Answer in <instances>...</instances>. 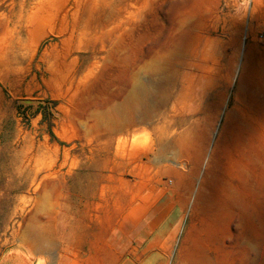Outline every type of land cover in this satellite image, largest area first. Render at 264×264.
Segmentation results:
<instances>
[{
	"label": "rangeland",
	"instance_id": "374dc122",
	"mask_svg": "<svg viewBox=\"0 0 264 264\" xmlns=\"http://www.w3.org/2000/svg\"><path fill=\"white\" fill-rule=\"evenodd\" d=\"M252 1L249 12L246 0H0V264L68 208H91L97 223L88 230L98 239L112 231L113 246L138 248L144 264L264 261V0ZM172 46L192 66L177 68L157 121L130 136L125 153H141L139 177H122L123 188L100 182L108 164L95 152L109 142L129 72L144 81L145 56ZM178 94L198 114L186 140V125L170 126ZM168 143L170 161L187 163L181 186L155 163ZM241 165L254 180L252 228L244 218L217 225L202 196L214 198ZM196 187L202 195L189 204Z\"/></svg>",
	"mask_w": 264,
	"mask_h": 264
},
{
	"label": "bare ground",
	"instance_id": "6f19581e",
	"mask_svg": "<svg viewBox=\"0 0 264 264\" xmlns=\"http://www.w3.org/2000/svg\"><path fill=\"white\" fill-rule=\"evenodd\" d=\"M246 1H247L246 7L248 6L247 5L248 3H250V2L253 3L254 2L252 0H246ZM257 5H259V4H257ZM249 12H251V7L249 8ZM247 32H248V30H247ZM197 36H198V34H197ZM180 39H181V37H180ZM194 42H195V40H194ZM192 43H193V41H192ZM180 44H183V46H185L184 43H181L180 42ZM193 44H196V42L193 43ZM159 46H161V45H159ZM178 46H180V45L178 44ZM174 47H175V45H174ZM174 47H173V49L171 47H169L171 49L168 48L169 50L166 49L167 51L164 48L165 51H163L158 56L153 57V58H152V56H149V55L145 56V58H148V60H150L151 62L149 64L145 60L147 62L146 64H149V65H147L145 67V72L147 74V78H144L143 77L145 80L144 79H143L144 81L141 80L142 83H141L140 80L139 81L137 80V79H139V77L141 76V74L138 77L137 76L138 73L134 74V73L128 71L129 74L127 76L128 79L126 81V82H128V84L126 85V92H125L124 100H123V102L119 106H116L118 108L115 107L116 108V111L115 112L117 113V115L115 113H114V115L118 116L119 119L117 117L115 118V116L113 115L114 118L110 122V124H111L110 125L111 131L109 130V133L110 134H107L108 137H109V139H108L109 142L104 147L99 148L95 152L98 155H99V153H102L103 154V157H105L106 162L108 164V165L107 164L106 165L108 166L107 168H108V171H109V176L108 177L100 176V179H99L100 182L107 180L109 182L116 183V184H118L119 186H121L123 188V186L126 183H125V181L123 180L122 177H129V176L139 177L140 174L137 173V172H139L138 171L139 170V166L137 165V163L142 158L141 157V153H137L138 151H135L134 150L136 152V154L133 155V157L127 156V154L125 153V152H128L129 153V151H126V149H127L128 144L130 143V136L133 133H135L136 131H139V129L141 130L145 125H148L147 123H149V122L152 123L153 122V119L157 121L156 118L158 117V115H160L159 113L164 108H166V105H167L166 103H167V101L169 99L168 98L169 93L171 92V90H173V87H175V77H176V74H177V71H178L177 68H180V67L181 68H183V67H191L192 66L190 63H187L188 60L185 61V53H184V51H182L181 47H180V49L179 48L176 49ZM192 48H194V47H192ZM192 48H190V50ZM155 53H156V49H155ZM189 54L191 55V52H189ZM194 55H195V53H194ZM191 56H193V55H191ZM189 60H191V59H189ZM143 69H144V65H143ZM138 71H139V69H138ZM140 78H142V77H140ZM134 79L137 82H135ZM186 89H188V86H187ZM181 105H182V107H179ZM177 107H179V108H177ZM243 111H245V113H246V110H243ZM172 114H173L172 119L174 120V122H172L171 121V118H170V126H173V123H175V125H178L177 127L182 126V125H186L187 126L186 130L180 135V140L183 139V138H185V140H186V138L190 135V133L192 132V130L193 131L195 130V129H193V123H190V118L198 115L197 114V110L193 106H187V105L185 106L184 105V98L180 94H178L177 97H176L175 107L172 108ZM261 114H263V113H261ZM254 115H255V113H254ZM114 119H116V120L114 121ZM117 119H118V121H117ZM243 119L246 121V124L249 125V128L250 127L252 129L255 128L253 121L250 122L249 119L248 120L245 119V118H243ZM109 121H110V119H109ZM195 122H197V120ZM198 126H197V128H198ZM251 128H250V130H251ZM143 131L144 130L142 129V132ZM201 132H203V131H201ZM116 134H117V137H115ZM171 134H172V132H171ZM246 134H248V133H246ZM214 135H215V132H214ZM161 137H162V135H161ZM249 137H251V134L249 135ZM166 138H168V137H166ZM166 138L165 137H162L160 142H163L164 140L166 142ZM174 138L176 140V137H174ZM198 138H199V136H198ZM200 139H199V141H200ZM172 140H174V139H172ZM167 142H168V140H167ZM252 144H250V145H252ZM173 145L174 144H172V143H168V144H166L164 146H161V144H160L161 147L159 148V150L156 153H154L155 163L157 165H159V166L162 165L161 166V169L159 171V175L160 176L166 175V176H168L171 179H172V177H174V179L177 181V184L179 185L180 184V181H178V180H184L185 179V173L187 172L188 168H187V163L184 162V161H180L178 159V157H177L178 160L173 161L171 159L172 162L170 161V156H173V155L175 156V154H172L171 155V153H172L171 151H172ZM258 145H259V143H258ZM263 146H264V144H263ZM179 147H181V146H179ZM246 147H247V145H246ZM157 148H158V146H157ZM249 148H251V146ZM262 148H264V147H262ZM252 149L253 148H251V150L249 149L250 152L252 151ZM250 152L248 154H250ZM131 153H132V151H131ZM131 153H129V154H131ZM210 153L211 152L208 149L207 152H206L204 161H202V169L203 170H205L208 167V164H209V161H210ZM252 153H254V152L252 151ZM230 156H231V154H230ZM186 157H187V154H186ZM183 158H185V156H183ZM245 159H247V158H245ZM182 160H184V159H182ZM169 161H170V163H168ZM241 162H242V160H241ZM244 162L247 163V161H244ZM244 162H243V164H244ZM248 162H249V160H248ZM166 163L170 164L171 166L170 165H167ZM236 163H237V161H236ZM195 165H196V163H195ZM219 166H221V165H219ZM248 166H250V165H248ZM232 168H233V166H232ZM189 169H191V168H189ZM219 172H221V171H219ZM193 174H195V173H193ZM224 174H226V173H224ZM227 174H228V176H227L228 178L225 177L226 180H224V178L221 177L222 178L220 180L221 181V184L220 185H217L218 186V190H215L217 192H216V196L214 198L210 197L211 195L210 196H207V194L205 195L203 193L204 195L202 196V201H203V204H204V208L207 211L206 213L209 215V217L212 218L213 222L215 224H217V225H222V224L228 225L230 223V221L232 220V218H235L237 222H239V220H241V219L244 218L245 221H247L248 224H249L248 227L249 228H252V224H253L252 223V217H253V207H254L253 205H255V204H253V198H254L253 197V193H254L253 191H255L254 190L255 187H254L253 177H252V175H250V171L249 170H245L242 165H241V169H238L237 172L234 173L230 169V170H228ZM187 177H189V176L187 175ZM219 177L220 176H218V178ZM190 179H187L186 180L187 181L186 182L187 183L186 188H188V189L183 188L186 191L190 189L189 188V184L191 185V180H192V179L191 180ZM176 181H175V184H176ZM201 181H202V179L200 177H196V182H198L199 184H201ZM181 183H183V182H181ZM179 186H181V185H179ZM214 188H216V187H214ZM199 191H200L199 187L198 188L196 187V188L192 189V191L190 193L191 195H189L190 196L189 204H192V201L194 202L196 200V198H198V195L199 196L202 195L201 192H199ZM209 193H211V192H209ZM263 201H264V199H263ZM245 221H244V223H245ZM247 222H246L245 225H247ZM233 224H235V223H233ZM44 248H45V246H44ZM254 264H264V261L263 262L258 261V262L254 263Z\"/></svg>",
	"mask_w": 264,
	"mask_h": 264
},
{
	"label": "crops",
	"instance_id": "0c3cea01",
	"mask_svg": "<svg viewBox=\"0 0 264 264\" xmlns=\"http://www.w3.org/2000/svg\"><path fill=\"white\" fill-rule=\"evenodd\" d=\"M90 209L71 210L68 208L64 214H57L54 221L47 224L49 226L48 234L32 236L31 238L27 234L25 244L20 246L17 244L5 251L1 263L144 264L145 258H139L138 248L131 247L127 249L125 254H122V248L113 246L112 231L98 239L96 233L88 230L97 223L94 219L95 213H92ZM94 238L95 241L96 239L100 240V246L95 245V247L90 244ZM83 240L86 242H82ZM128 259L132 263L128 262Z\"/></svg>",
	"mask_w": 264,
	"mask_h": 264
},
{
	"label": "built area",
	"instance_id": "2783aa9c",
	"mask_svg": "<svg viewBox=\"0 0 264 264\" xmlns=\"http://www.w3.org/2000/svg\"><path fill=\"white\" fill-rule=\"evenodd\" d=\"M248 6L249 7H252V3L250 2V3H248ZM249 13V12H248ZM249 17V16H248ZM246 36V35H245Z\"/></svg>",
	"mask_w": 264,
	"mask_h": 264
},
{
	"label": "water",
	"instance_id": "95a60500",
	"mask_svg": "<svg viewBox=\"0 0 264 264\" xmlns=\"http://www.w3.org/2000/svg\"><path fill=\"white\" fill-rule=\"evenodd\" d=\"M28 103V102H27ZM24 104H26V103H24ZM30 104V103H29Z\"/></svg>",
	"mask_w": 264,
	"mask_h": 264
}]
</instances>
